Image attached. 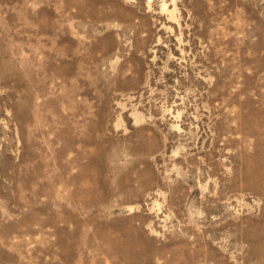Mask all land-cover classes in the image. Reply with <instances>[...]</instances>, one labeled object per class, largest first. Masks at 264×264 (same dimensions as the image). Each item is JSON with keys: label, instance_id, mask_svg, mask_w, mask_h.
<instances>
[{"label": "rangeland", "instance_id": "obj_1", "mask_svg": "<svg viewBox=\"0 0 264 264\" xmlns=\"http://www.w3.org/2000/svg\"><path fill=\"white\" fill-rule=\"evenodd\" d=\"M0 264H264V0H0Z\"/></svg>", "mask_w": 264, "mask_h": 264}]
</instances>
